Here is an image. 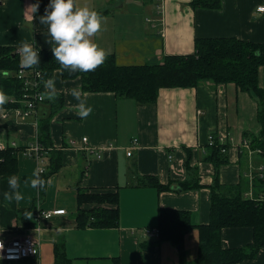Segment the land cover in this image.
<instances>
[{
    "label": "crops",
    "instance_id": "1",
    "mask_svg": "<svg viewBox=\"0 0 264 264\" xmlns=\"http://www.w3.org/2000/svg\"><path fill=\"white\" fill-rule=\"evenodd\" d=\"M49 2L0 0V47L11 48L19 60V40L32 43L34 39V47L51 50L45 42L50 39L47 27L39 23ZM192 2L75 0L77 6L87 5L103 16L101 31L93 40L122 66L158 64L166 56L193 54L197 39L264 43V12L257 11L264 7V0H221L218 10L196 8ZM35 3L39 8L33 13L28 8ZM51 78L58 90L55 98L62 97V106H56L55 98L46 97L47 102L28 120L18 118L13 108L0 111V151L16 145L17 170L12 174L19 177L24 197L6 207L3 192L8 190L11 174L0 175V239L8 243L31 236L40 243L39 255L19 261L0 258V264H55L56 247L61 245L71 264H181L180 247L160 241V234L150 237L145 230L158 228L160 209L188 211L196 227L210 223L211 185L216 173L215 164L207 159L212 133L229 136L231 144L227 162L218 168L220 183L225 187L246 184V194L262 193L253 187L250 163L263 162L256 153L245 156L247 149L242 145L261 130L259 104L235 84L205 82L191 88H162L154 104L140 105L114 92L84 91L80 77L66 79L59 69ZM259 85L264 88V66L259 68ZM75 87L88 93L83 99L93 111L86 119L76 115L78 102L69 92ZM49 115L54 149L43 153L37 162L25 150L38 140V121ZM84 137L94 153L81 151ZM52 158H60V167L50 173ZM38 167L45 169L41 177L48 175L42 190L30 185ZM149 177L168 188L145 185L144 179ZM196 177L200 188L182 189L181 183ZM79 190L118 192V226L78 225ZM100 207L117 208L87 203L81 209ZM57 209L66 213L37 219L39 212ZM28 217L30 222H26ZM221 235L225 249L246 248L254 242L251 227L224 228ZM198 248L199 231L194 228L184 240L188 262L197 259ZM238 264H264V246L254 258Z\"/></svg>",
    "mask_w": 264,
    "mask_h": 264
},
{
    "label": "trees",
    "instance_id": "2",
    "mask_svg": "<svg viewBox=\"0 0 264 264\" xmlns=\"http://www.w3.org/2000/svg\"><path fill=\"white\" fill-rule=\"evenodd\" d=\"M192 3L196 8L212 10L221 8V0H193ZM262 66H264V43L221 38L197 39L193 54L166 56L158 64L122 66L116 62L114 55H107L105 63L94 72H77L72 75L54 60L51 50H40V65L37 68L42 70L48 79L52 77L54 70L59 69L66 79L80 77L84 91L114 92L118 97L133 98L140 105L154 104L162 88H191L205 82L235 84L241 90L249 92L259 104L257 118L261 130L258 135L250 138V148L254 154H258L263 164H256L253 161L250 167L254 176L253 187L260 188L263 194L264 178L258 171V167L261 165L264 167V88L259 85V68ZM19 68L17 54L11 48L0 47V90L9 97L3 108L18 106L11 103L10 99H19L22 94L21 84L15 76ZM54 101L57 103L56 106H62L61 96ZM50 120L51 115L38 121V142L47 152L54 149L50 137ZM213 135L218 134L213 133ZM230 145V142L224 145L217 142L207 146V159L216 167L214 182L211 185V211L208 225L198 227L193 225L192 215L188 211L160 209L158 212L159 240L170 241L181 248V264H238L254 258L264 246V203L245 196L248 192L246 184L225 187L219 181L218 168L220 164L227 162V152L222 153L221 150L223 148L228 150ZM15 149L16 147L9 146L5 151H0V175L16 172ZM243 154L251 156L248 150ZM58 161L52 158V169L50 168L48 172L53 173L59 169ZM44 177L45 175L42 176L43 179ZM47 178L48 175L45 181ZM144 183L158 190L168 188L162 186L155 178H146ZM180 185L183 190L201 187L197 177ZM260 195L254 196L258 198ZM78 200L80 205L76 215L78 225L100 228L118 226L120 220L118 192L94 194L79 190ZM87 203L114 204L117 208L100 207L89 211L81 209V206ZM25 219L26 222H30V218ZM234 227H251L254 231V242L246 248L225 249L222 245V230ZM194 228L199 231L198 257L195 261L188 262L183 253L184 240ZM55 264H71L63 245L56 247Z\"/></svg>",
    "mask_w": 264,
    "mask_h": 264
},
{
    "label": "clouds",
    "instance_id": "3",
    "mask_svg": "<svg viewBox=\"0 0 264 264\" xmlns=\"http://www.w3.org/2000/svg\"><path fill=\"white\" fill-rule=\"evenodd\" d=\"M39 3L29 6L33 13L38 11ZM33 19V16L31 17ZM103 16L87 5L77 6L75 0H50L45 8V14L39 17V23L47 27V35L50 39L45 40L51 47L54 60L69 75L90 73L101 67L106 59L107 52L94 42L93 37L101 31ZM27 40H19L17 53L20 57L19 64L22 69H32L40 65V48L34 47ZM44 92L41 98L53 99L57 96L55 80L49 78L43 81ZM70 95L78 102L75 105L76 115L86 119L93 111V108L83 99L88 93L83 92L79 87L69 90ZM8 95L0 90V111L8 102ZM29 183L25 181V184ZM8 190L3 192L5 206H10L13 201L17 204L23 200L20 189L19 177L11 174L7 177ZM33 189L42 190L46 181L39 171L33 173L30 181ZM3 244L0 242V250Z\"/></svg>",
    "mask_w": 264,
    "mask_h": 264
},
{
    "label": "built area",
    "instance_id": "4",
    "mask_svg": "<svg viewBox=\"0 0 264 264\" xmlns=\"http://www.w3.org/2000/svg\"><path fill=\"white\" fill-rule=\"evenodd\" d=\"M258 12H264V7H258ZM17 80L21 84V97L19 99L11 98L10 102L13 104H17L18 106L12 107L15 111V114L18 118L22 120H28L29 118L33 117L36 114L37 108L43 102L46 101V97L43 99L41 98V94L44 92L43 81L47 80L39 68L35 67L32 69H22L19 68L18 72L15 74ZM136 140L134 143L136 144ZM209 144L213 145L214 143L219 142L220 144L224 145L230 142L229 136L226 135H213V133L209 137ZM73 144V143H72ZM80 145L82 146L81 151L83 152H90L94 153V149L92 145H89V141L87 137H84L80 141ZM243 147L249 150V153H253L250 148V142L248 140H244ZM12 146H16L13 144ZM46 151L39 144L38 140L34 144H32L29 149L25 150V154L37 160L39 162L43 153ZM222 153H226L227 149L223 148L221 150ZM132 152H129L128 155L131 156ZM96 157L100 158L101 154L98 152L96 153ZM37 171L40 172V175L45 172V169L42 167H38ZM259 175L264 178V167L261 165L258 167ZM251 179L253 177L252 173H250ZM247 198L257 199L260 202L264 203V193L261 194L258 198L254 197L252 192H249L245 195ZM66 213L65 209H57L54 211H41L37 215V219L41 221L42 219H51L56 215H64ZM145 233L150 237H157L160 234L158 228L153 229H146ZM0 242L3 244V249L0 250V258L7 261H19L27 257H35L39 255L40 252V243L38 240L34 239L31 236H27L24 238L14 239L8 243L2 241Z\"/></svg>",
    "mask_w": 264,
    "mask_h": 264
},
{
    "label": "rangeland",
    "instance_id": "5",
    "mask_svg": "<svg viewBox=\"0 0 264 264\" xmlns=\"http://www.w3.org/2000/svg\"><path fill=\"white\" fill-rule=\"evenodd\" d=\"M250 142V141H249Z\"/></svg>",
    "mask_w": 264,
    "mask_h": 264
}]
</instances>
